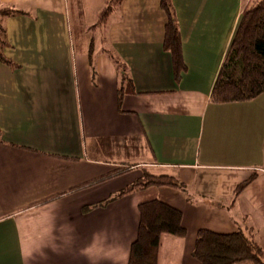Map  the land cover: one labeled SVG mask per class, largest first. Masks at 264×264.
Segmentation results:
<instances>
[{
    "label": "crops",
    "instance_id": "0c3cea01",
    "mask_svg": "<svg viewBox=\"0 0 264 264\" xmlns=\"http://www.w3.org/2000/svg\"><path fill=\"white\" fill-rule=\"evenodd\" d=\"M73 1L0 0L27 12L1 19L13 65L0 61V264H127L137 206L154 199L178 209L186 230L161 235L157 264H199L200 228H251L264 250V92L210 100L244 0H172L186 66L178 80L159 0H122L98 43L89 31L100 29L89 28L105 0ZM102 45L133 82L120 105ZM119 168L127 171L71 192ZM142 168L177 177L187 194L150 186L109 200Z\"/></svg>",
    "mask_w": 264,
    "mask_h": 264
},
{
    "label": "trees",
    "instance_id": "16d2710c",
    "mask_svg": "<svg viewBox=\"0 0 264 264\" xmlns=\"http://www.w3.org/2000/svg\"><path fill=\"white\" fill-rule=\"evenodd\" d=\"M121 2L122 0H105L97 12L94 24L89 29H102L110 15L120 7ZM159 7L165 16L162 48L169 53L173 74L178 80L186 66L182 56L181 36L175 8L172 0H159ZM26 13L25 10L14 6H0V61L5 64L13 65V62L4 57L1 51L6 44L1 19ZM92 48L93 46L89 50V62L94 72ZM102 52L111 60L119 76L117 103L120 105L123 96L133 92V82L128 74V66L108 45H102ZM263 92L264 0H244L239 23L214 81L210 100L217 103L243 102ZM126 171L127 168H119L96 180L72 188L71 192L103 182ZM140 172L141 176L138 179L116 192L109 200L150 186H169L186 194L188 192L186 185L175 176L155 174L143 168ZM255 177L256 173L253 172L247 179L240 182L233 196L238 195ZM137 212V231L129 246L127 264H157L161 235L167 234L181 238L186 235L181 212L158 199L138 204ZM191 256L199 264H237L241 262L264 264V250L255 241L251 228L237 229L232 233H218L200 228L195 235Z\"/></svg>",
    "mask_w": 264,
    "mask_h": 264
},
{
    "label": "rangeland",
    "instance_id": "374dc122",
    "mask_svg": "<svg viewBox=\"0 0 264 264\" xmlns=\"http://www.w3.org/2000/svg\"><path fill=\"white\" fill-rule=\"evenodd\" d=\"M68 1V6L70 7V0H67ZM73 5H74V1L73 0H71V7H73ZM1 18V17H0ZM102 34V30L100 29V30H96L95 32H92V30H90L89 31V36H90V39H91V37H92V39H91V41H96V43H98V37H99V35H101ZM100 157H101V159H108V157L106 156V157H104V155H100ZM104 157V158H103ZM110 157H112V158H115L116 156H110ZM126 161H129L130 163H132V162H134V161H132L131 159H129V160H126Z\"/></svg>",
    "mask_w": 264,
    "mask_h": 264
}]
</instances>
